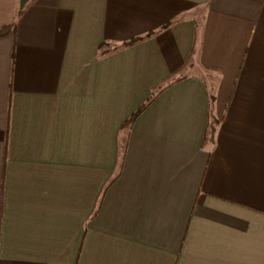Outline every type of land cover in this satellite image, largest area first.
I'll return each instance as SVG.
<instances>
[{"label": "crops", "instance_id": "0c3cea01", "mask_svg": "<svg viewBox=\"0 0 264 264\" xmlns=\"http://www.w3.org/2000/svg\"><path fill=\"white\" fill-rule=\"evenodd\" d=\"M0 264H264V0H0Z\"/></svg>", "mask_w": 264, "mask_h": 264}, {"label": "trees", "instance_id": "16d2710c", "mask_svg": "<svg viewBox=\"0 0 264 264\" xmlns=\"http://www.w3.org/2000/svg\"><path fill=\"white\" fill-rule=\"evenodd\" d=\"M138 41V39H132L125 44H123L124 47L130 46L135 44ZM154 94L144 103L142 104L124 123L123 127L128 128L133 120L138 116V114L151 102V100L154 98Z\"/></svg>", "mask_w": 264, "mask_h": 264}]
</instances>
